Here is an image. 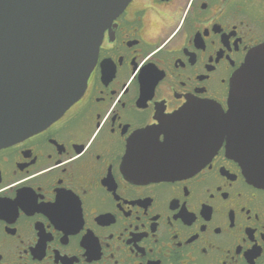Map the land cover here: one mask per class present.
<instances>
[{
	"label": "flooded vegetation",
	"instance_id": "obj_1",
	"mask_svg": "<svg viewBox=\"0 0 264 264\" xmlns=\"http://www.w3.org/2000/svg\"><path fill=\"white\" fill-rule=\"evenodd\" d=\"M263 41L264 0H129L81 94L0 146V264H264V186L225 139L194 170L140 176L141 131L193 100L226 110Z\"/></svg>",
	"mask_w": 264,
	"mask_h": 264
},
{
	"label": "water",
	"instance_id": "obj_2",
	"mask_svg": "<svg viewBox=\"0 0 264 264\" xmlns=\"http://www.w3.org/2000/svg\"><path fill=\"white\" fill-rule=\"evenodd\" d=\"M129 0H0V146L51 122L83 91L103 30ZM163 139H150V130ZM141 177L194 170L225 139L246 178L264 186V41L230 78L227 108L193 100L141 131Z\"/></svg>",
	"mask_w": 264,
	"mask_h": 264
}]
</instances>
